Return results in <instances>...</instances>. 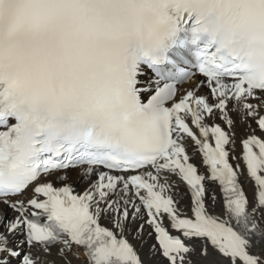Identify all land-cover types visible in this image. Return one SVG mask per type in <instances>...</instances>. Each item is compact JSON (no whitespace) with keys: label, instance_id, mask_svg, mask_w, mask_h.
I'll list each match as a JSON object with an SVG mask.
<instances>
[{"label":"snow or ice","instance_id":"1","mask_svg":"<svg viewBox=\"0 0 264 264\" xmlns=\"http://www.w3.org/2000/svg\"><path fill=\"white\" fill-rule=\"evenodd\" d=\"M201 7L0 0V264H264V80L210 41L179 100L144 71Z\"/></svg>","mask_w":264,"mask_h":264},{"label":"clouds","instance_id":"2","mask_svg":"<svg viewBox=\"0 0 264 264\" xmlns=\"http://www.w3.org/2000/svg\"><path fill=\"white\" fill-rule=\"evenodd\" d=\"M198 25L188 39L212 42L234 60L245 79L264 80V0H201ZM168 29H161V40Z\"/></svg>","mask_w":264,"mask_h":264},{"label":"bare ground","instance_id":"3","mask_svg":"<svg viewBox=\"0 0 264 264\" xmlns=\"http://www.w3.org/2000/svg\"><path fill=\"white\" fill-rule=\"evenodd\" d=\"M240 137H241V132L238 130V131H237L236 138H240ZM239 151H240V148H239V147H236V148H235V155L238 156V155H239ZM237 162H238V161H237ZM78 173H80V171L76 169V170H73V172H71L70 175L72 176V179H73V180L77 181V184H78V185H80L81 187H85L86 185H85L84 182H82V181L80 180V178H79V176H78ZM245 185H246V189H247V191L251 194V193L253 192V186H252V184H251L250 182H247V183L245 182ZM180 186H181L182 189L184 188V185H183L182 182H180ZM213 187H215V189H216V193H217V197H218V204H217V207H216L215 211L219 212V210H220L219 201H220L221 197H220V194H219V189H218V187H217L216 185H213ZM186 202H187V199H186ZM129 238L132 240L131 237H129ZM132 242H133L134 244H137V241H135V240H132ZM140 254H141L142 256H144V258L146 259V261H148V264H155L154 261L149 260L148 255H147V248H143V249L141 250ZM81 260H83V256H81ZM74 264H79V262H74Z\"/></svg>","mask_w":264,"mask_h":264}]
</instances>
